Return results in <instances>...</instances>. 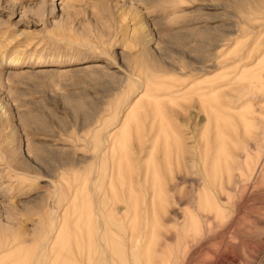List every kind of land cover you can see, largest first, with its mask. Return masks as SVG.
<instances>
[{"label": "rangeland", "instance_id": "1", "mask_svg": "<svg viewBox=\"0 0 264 264\" xmlns=\"http://www.w3.org/2000/svg\"><path fill=\"white\" fill-rule=\"evenodd\" d=\"M0 264H264V0H0Z\"/></svg>", "mask_w": 264, "mask_h": 264}, {"label": "bare ground", "instance_id": "2", "mask_svg": "<svg viewBox=\"0 0 264 264\" xmlns=\"http://www.w3.org/2000/svg\"><path fill=\"white\" fill-rule=\"evenodd\" d=\"M20 244H23V240L22 239H18Z\"/></svg>", "mask_w": 264, "mask_h": 264}]
</instances>
